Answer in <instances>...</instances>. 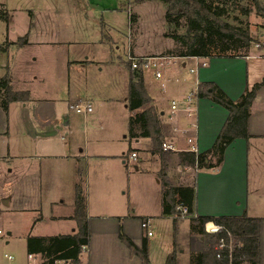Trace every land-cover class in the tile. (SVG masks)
Segmentation results:
<instances>
[{
	"label": "crops",
	"instance_id": "0c3cea01",
	"mask_svg": "<svg viewBox=\"0 0 264 264\" xmlns=\"http://www.w3.org/2000/svg\"><path fill=\"white\" fill-rule=\"evenodd\" d=\"M183 58L181 63L174 65L175 78L167 77L155 84H148L144 78L145 88L151 97L150 106L155 107L162 126L163 142H173L178 147L175 151L164 153L168 159L166 179L173 186L194 187L193 216H240L247 213L248 216L261 218L260 264H264V86L252 102L250 137L237 138L230 143L223 163L215 169H199L196 165L181 163L178 152L191 147L186 138L192 135L195 136L198 151L208 150L226 123L228 109L210 98L198 97L197 116L193 118L182 111L172 114L171 105L173 99L182 100L194 91L199 82L208 81L215 82L232 99H238L247 87L260 82L264 76V48L239 56ZM171 60L176 62L177 57ZM78 61L81 62L75 64L69 61V70L72 67L79 71L89 69L90 73L93 69L97 72L104 70V65L99 68L100 62L92 59ZM121 62L114 61L110 66L115 79L101 81L98 80L100 76L90 74L87 77L93 82L86 78V86L79 89L80 92L69 89L68 101L64 99L65 93L32 95V89L16 87L11 79L12 89L29 91L30 98L10 102L7 114L11 120L13 112H19L24 135L30 139L28 143H22L21 139L14 147L9 145L8 156H0V159L5 158L8 166L10 185L1 196L9 197L4 203L6 208L0 210L1 214L8 211L6 229L11 239L5 241L6 246L20 237L24 225L26 239L28 234L78 232V222L72 215L75 213L76 184L84 177L83 193L91 236L88 251L82 258L90 264H145L121 240V228L137 245L141 244L144 236L148 238L149 264H166L168 256L177 246L178 262L183 264L181 261L185 258L186 264H193L191 254L204 253L212 248L213 244L208 241L212 239L211 235L193 233L189 217L178 218L163 213L164 176L159 172L164 162L160 152L153 151L151 137L128 138L130 116L144 108L131 110L128 106L132 71L124 60V63ZM34 78L38 79V76ZM86 101L93 107L86 114H78L70 107L71 104ZM192 120L199 123L197 133L189 129ZM61 131L66 136L61 137L60 143L57 136ZM113 143L117 146L107 147ZM134 151L137 152V160L130 158ZM171 156L176 158L175 163L183 174H180V181L174 180L171 175ZM132 162L135 170L131 168ZM137 171L149 175L151 183L142 176L136 180ZM192 174L193 182L188 183L186 179ZM9 175H14V182ZM182 179H185L184 182ZM144 188L150 195L147 210L137 206ZM16 189L19 194L13 196L12 191ZM39 211L42 216L36 220L40 216ZM26 212L31 213L28 223L18 224L15 216ZM13 217L14 223L10 222ZM144 219H149L150 227L160 230L162 237L153 238L155 232L147 236V231L141 228ZM212 224L216 223H206L210 228ZM24 248L26 256L23 250L19 259L13 258L1 264L42 263L39 254H29L26 240Z\"/></svg>",
	"mask_w": 264,
	"mask_h": 264
},
{
	"label": "rangeland",
	"instance_id": "374dc122",
	"mask_svg": "<svg viewBox=\"0 0 264 264\" xmlns=\"http://www.w3.org/2000/svg\"><path fill=\"white\" fill-rule=\"evenodd\" d=\"M261 1L264 3V0ZM219 2L221 0H215L216 4ZM226 7L228 13L223 17L239 26L240 29L248 31L254 38V42L249 48L228 50L225 53L242 55L251 50L259 52L260 47H264L263 16L251 10L253 4L249 0H229ZM166 10L167 5L160 0H0V45L9 44L6 50L0 48V78L8 73L13 79L14 86L29 87L32 89L30 90L32 95L34 93L40 95L65 93L64 99L68 101L69 89L80 92L79 89L86 86L85 80L88 75L95 74L100 76L98 80L111 81L115 79L113 72L110 71L112 62L127 63L128 61L127 65L132 71L130 56L146 55L151 58L150 64L142 65V71L148 84L162 82L167 77L173 79L176 74L174 65L181 63L183 57L177 56L176 62L172 60L168 62L169 59H167L166 63H159L155 67L152 65L156 61H161L156 58L159 57L157 55L168 54L178 47L176 40L169 36L170 33H186V20L182 19L178 26L170 25L165 18ZM26 34H28V41L21 45L18 43V38ZM213 52L219 53V51ZM85 58L100 62L99 68L104 65L103 72L93 69L90 73L89 69L79 71L74 67L69 70V61L78 64L81 62L78 60L83 61ZM157 71L161 72V77L156 76ZM36 76L38 79H33ZM7 112L8 110L0 104V156L4 157L8 156L9 145L14 147L19 140L22 139V143H28L30 139L24 135L25 130L19 112H13L11 120ZM58 122L60 124V121ZM64 136H66L64 131L58 133L60 143L61 137L64 138ZM128 138H133L129 131ZM114 146L117 144L107 145L108 148ZM171 157V175L174 180L180 181L182 173L178 164L175 163L176 158ZM5 163V158L0 159V210L6 208L4 203L9 198L1 197L6 189L10 188L9 179H7L8 166ZM133 163L131 168L135 170ZM142 173L138 171L135 173L136 180L142 176L150 182L149 175ZM9 176L14 182V175ZM193 179L192 174L186 180L192 183ZM79 182L84 188L86 179L83 177ZM137 182L139 184V181ZM12 192L13 196L19 194L17 189ZM149 196L148 189L144 188L141 199L137 200L139 209L147 210L150 207ZM6 213H8L7 210L2 214L0 211V230L2 231L0 264L13 258L19 259L23 250L26 256L25 240L27 241L30 236L28 234L27 239L25 238L24 225L20 237L6 246L5 241L11 239L6 229L8 222ZM38 213L42 216L41 211ZM30 214L29 212L19 214L15 216V221L18 224L28 223ZM10 222L14 223V217ZM152 231L155 232L153 238L162 237L160 230L152 229ZM163 234L165 236L166 231ZM208 241L216 247L213 237ZM231 243L234 247L235 240L232 239ZM177 249H179L178 246ZM181 262L186 264L185 258Z\"/></svg>",
	"mask_w": 264,
	"mask_h": 264
},
{
	"label": "trees",
	"instance_id": "16d2710c",
	"mask_svg": "<svg viewBox=\"0 0 264 264\" xmlns=\"http://www.w3.org/2000/svg\"><path fill=\"white\" fill-rule=\"evenodd\" d=\"M167 5L165 18L168 23L178 26L182 19L186 20V33L178 34L172 32L169 36L174 38L178 44L176 49L169 53L162 54L168 56L190 57L197 56L202 58L212 56H239L237 54H227L228 50H239L249 48L254 38L248 31L240 29L239 26L229 22L223 17L228 13L229 0H221L215 3V0H160ZM254 10L264 18V3L261 0H249ZM250 10V9H249ZM250 12V11H248ZM246 12V13H248ZM228 16V15H227ZM28 34L19 37L18 43L21 45L28 41ZM260 43V42H259ZM9 44L0 45V48L6 50ZM264 48V47H260ZM213 51H219L215 53ZM247 54V53H246ZM128 64V61H127ZM131 65V64H130ZM128 66V65H127ZM129 68V67H128ZM130 69V68H129ZM131 71V70H130ZM264 86V76L260 82L254 83L246 88L238 99H232L220 86L213 81L199 82L196 85V93L199 98H210L217 104L222 105L229 111L226 123L214 144L205 151L181 150L178 152L181 163L196 165L199 169H210L219 167L224 161V154L227 146L237 138H248L249 118L253 101L259 90ZM130 94L128 106L131 110L143 107L144 110L130 116L129 132L131 137L149 136L154 141V152H160L163 159V167L159 175L164 179L162 210L164 214L178 215L177 205L183 201L189 209V220L191 231L201 235L209 234L217 242L224 238L229 244L231 239L235 240L231 252L230 261L229 249H225L221 258H217V250L214 246L206 252H194L191 254L190 261L193 264H260L261 250V221L259 217L248 216L247 213L235 216H193V203L195 199L194 187L175 185L173 186L166 179L167 159L163 151V131L159 121L156 109L151 104V97L148 94L144 84V72L142 69H133L130 80ZM29 91H14L11 87V78L9 74L0 78V104L6 110L10 102L16 100H29ZM76 201L73 218L78 222V232L72 234L55 235H30L27 239L28 252L31 255H40L41 264H55L56 261H64L68 264H77L81 260V253L84 246L88 248L90 243L91 230L89 229V217L87 212L86 196L83 193L81 182L76 184ZM41 219V216L36 220ZM177 220V219H176ZM214 221L221 226L216 232L208 233L206 223ZM176 227V225L174 226ZM177 228V227H176ZM175 228V229H176ZM120 238L132 250L134 255L141 258L143 263L149 264L148 238L144 236L140 245L120 229ZM215 242V243H216ZM166 264H180L178 254L175 249L167 258Z\"/></svg>",
	"mask_w": 264,
	"mask_h": 264
},
{
	"label": "built area",
	"instance_id": "2783aa9c",
	"mask_svg": "<svg viewBox=\"0 0 264 264\" xmlns=\"http://www.w3.org/2000/svg\"><path fill=\"white\" fill-rule=\"evenodd\" d=\"M161 61L159 62H155L152 63V65L155 67L156 65L163 64L166 63L165 61L167 59L168 62H170V60L172 59V57H177V56H168V55H157ZM197 57V56H194ZM130 64H131V68L132 69H142V65H149L150 64V57L146 56V55H137V56H130ZM167 62V63H168ZM203 65H206V62H202ZM191 71H195L193 68L190 69ZM161 72L157 71L156 72V76L157 77H161ZM198 96L196 93V89L192 92H190V94H188L184 99L179 100V99H173L171 105H172V114H174L175 112H179L182 111L183 113H185L188 117L193 116V118L197 116V102ZM71 108H73L78 114H86V112H90L93 110V107L91 105V103L89 101L86 102H78V103H74L70 105ZM190 130H192L194 133H197L199 130V123L197 122V120H192L191 121V125H190ZM186 140L188 141L189 145H191L190 148H188L187 150H194L197 151V148L195 146L196 144V139L195 136H189L186 138ZM162 149L163 151H175L178 149L177 145L173 142H167L164 141L162 143ZM131 159H137V152H132L130 155ZM177 209L179 210L178 215H181V217H188L189 216V209L188 206L183 202V201H179L178 205H177ZM213 227H219V230L221 229V226L217 225V224H212ZM213 227H209L206 225V230L208 233L211 232H216L213 230ZM141 228L145 229L147 231V236H151L153 234V231L150 229V220L149 219H144L141 222ZM217 230V231H219ZM0 234H2V231L0 230ZM232 240V239H231ZM231 240L229 241V244L226 243L224 238H220L218 239V241L215 243L216 244V250H217V258H221L222 257V253L225 249H229L230 252V261L232 260V256H231V252L233 249V245L231 243ZM87 247L84 246V250L81 253V260L79 263L77 264H90L88 260H83V255L85 253H87ZM55 264H68L64 261H56ZM232 264V262L230 263Z\"/></svg>",
	"mask_w": 264,
	"mask_h": 264
},
{
	"label": "water",
	"instance_id": "95a60500",
	"mask_svg": "<svg viewBox=\"0 0 264 264\" xmlns=\"http://www.w3.org/2000/svg\"><path fill=\"white\" fill-rule=\"evenodd\" d=\"M138 167H136V169H137ZM7 203V202H6ZM213 230L214 231H217V230H219V227H213Z\"/></svg>",
	"mask_w": 264,
	"mask_h": 264
}]
</instances>
